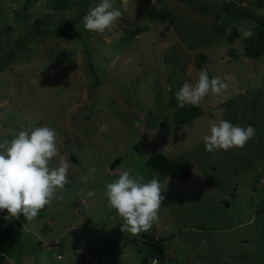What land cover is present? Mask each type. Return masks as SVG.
Returning a JSON list of instances; mask_svg holds the SVG:
<instances>
[{
  "label": "rangeland",
  "instance_id": "rangeland-1",
  "mask_svg": "<svg viewBox=\"0 0 264 264\" xmlns=\"http://www.w3.org/2000/svg\"><path fill=\"white\" fill-rule=\"evenodd\" d=\"M28 1L0 0V141L48 126L70 168L62 198L43 208L58 224H42L41 242L34 241L25 230L45 213L27 221L5 210L4 221L13 219L0 232V251L13 264H142L149 232L165 239L163 264H264V55H244L256 23L232 18L229 28L215 17L230 4L231 15L236 5L264 18V8H251L259 0H113L122 15L104 33L83 23L100 0ZM232 29L253 35L229 42ZM202 69L229 78V87L199 106L178 107L175 94ZM217 107L233 125L256 129L242 149L205 150ZM156 154L191 164L192 177L159 173L166 185L159 223L133 236L121 231L105 185L125 170L152 179L158 172L147 162Z\"/></svg>",
  "mask_w": 264,
  "mask_h": 264
},
{
  "label": "clouds",
  "instance_id": "clouds-1",
  "mask_svg": "<svg viewBox=\"0 0 264 264\" xmlns=\"http://www.w3.org/2000/svg\"><path fill=\"white\" fill-rule=\"evenodd\" d=\"M122 11L113 7V0H100L90 7L83 17L86 30L104 33L116 28ZM244 38L253 35L250 30L240 29ZM255 60V59H252ZM229 78H210L206 69L199 71L195 82L185 81L175 94L178 107L199 106L205 97L221 95L229 87ZM226 109H215L216 119L210 122L209 133L203 137L205 150L228 151L242 149L255 137L254 126L241 127L223 119ZM57 132L48 127L26 128L11 139L0 141V212L7 211L9 217L23 215L27 221L36 218L39 211L58 197V192L68 183L70 162L61 156L57 147ZM53 158H59L58 166L52 167ZM95 169H91L94 172ZM159 173L145 181L144 176H133L129 170L105 185L104 195L108 207L124 221L122 232L138 236L159 223L160 209L165 197L166 185L159 180ZM90 174L82 179L86 182ZM168 179V178H167ZM95 192H88L92 197ZM153 264H156L153 261Z\"/></svg>",
  "mask_w": 264,
  "mask_h": 264
},
{
  "label": "trees",
  "instance_id": "trees-1",
  "mask_svg": "<svg viewBox=\"0 0 264 264\" xmlns=\"http://www.w3.org/2000/svg\"><path fill=\"white\" fill-rule=\"evenodd\" d=\"M152 1V0H149ZM183 1V0H180ZM241 1V0H238ZM264 0H259L257 4H251L252 7H256L255 9H263L264 8ZM33 2L36 3V0H29L28 3ZM206 6V4H205ZM207 8L209 11H212L211 7ZM234 14H230V4H224L221 9L218 11L217 16H215L220 21H229L228 27L230 28V19L239 20L241 18L245 20L252 21L257 24L256 26V38L253 40L252 38L248 39V44L245 48L244 55L250 59H258L264 55V18L259 16H253V11L250 9H241L239 6L233 5ZM21 22V21H20ZM219 24V22H218ZM222 31V30H220ZM241 32L239 30H231V33L228 35V41L231 42L235 38L239 37ZM230 58L239 59L240 54L236 53L235 51L229 52ZM200 59L205 61L204 56H199ZM221 59V58H220ZM201 65V64H200ZM200 67V66H199ZM223 79V78H222ZM227 81V80H225ZM230 82V81H229ZM264 159V153H263ZM72 160L75 161V158L72 157ZM147 164L160 173L163 176L171 177L177 180H189L192 177V165L183 162H170L164 155L156 154L153 157L148 159ZM7 213V212H6ZM40 218V217H39ZM44 220V219H43ZM155 232V231H154ZM159 236V235H158ZM142 244L148 250L149 258L142 261V264H151L152 261H156V264H163L165 260L168 258V252L165 247V239L161 238H153L150 236V233L147 232L142 236ZM89 252V250H88ZM1 262V261H0ZM78 264H84L82 261Z\"/></svg>",
  "mask_w": 264,
  "mask_h": 264
},
{
  "label": "crops",
  "instance_id": "crops-1",
  "mask_svg": "<svg viewBox=\"0 0 264 264\" xmlns=\"http://www.w3.org/2000/svg\"><path fill=\"white\" fill-rule=\"evenodd\" d=\"M249 61H250V59H249ZM66 206H69V203L68 204H66ZM39 212H42V213H45V215H46V218L43 220V219H41V217H40V220L39 221H35L34 223H31L30 224V226H29V230H25L26 232H27V234H29L30 236H31V238L35 241V240H38L39 242H41V236H43L42 234H41V232H42V227L40 228V226L42 225V224H46V226L47 227H51V226H54L55 224H58V223H52V224H49V221H48V218H51V213H46L45 211H44V209H42V210H40ZM79 212V211H78ZM1 213V212H0ZM52 213H54V212H52ZM55 214V213H54ZM6 215V214H5ZM21 216H23V215H21ZM54 216V215H53ZM3 218H6V217H2L1 215H0V232H3V230L4 231H7L8 230V228L11 226L10 224H11V222H10V224L9 223H5V222H7V221H10L11 219H13V218H9V219H7L6 221H4V219ZM15 221V220H14ZM43 225V226H44ZM7 233H9V232H7ZM14 235V234H13ZM1 236H2V234H0V241H1ZM4 240V239H3ZM6 242V241H5ZM41 244V243H40ZM52 245V244H51ZM18 247L19 248H26L27 247V243H24V244H22V243H20L19 245H18ZM0 256H2L1 258H0V261L1 262H3V263H8V261H10V259H9V256L8 255H6L3 251H0ZM3 258L4 259H6V260H3ZM1 262H0V264H1ZM8 264H13V262L12 261H10Z\"/></svg>",
  "mask_w": 264,
  "mask_h": 264
},
{
  "label": "water",
  "instance_id": "water-1",
  "mask_svg": "<svg viewBox=\"0 0 264 264\" xmlns=\"http://www.w3.org/2000/svg\"><path fill=\"white\" fill-rule=\"evenodd\" d=\"M114 166H116V163L111 167V170H113L114 169Z\"/></svg>",
  "mask_w": 264,
  "mask_h": 264
},
{
  "label": "built area",
  "instance_id": "built-area-1",
  "mask_svg": "<svg viewBox=\"0 0 264 264\" xmlns=\"http://www.w3.org/2000/svg\"><path fill=\"white\" fill-rule=\"evenodd\" d=\"M55 245H57V243L55 244ZM155 261V260H154ZM156 262V261H155ZM151 264H153V261L151 262Z\"/></svg>",
  "mask_w": 264,
  "mask_h": 264
}]
</instances>
